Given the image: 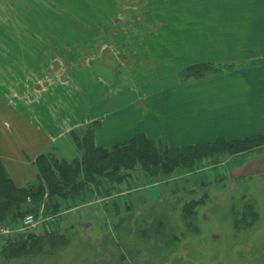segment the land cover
<instances>
[{"label": "rangeland", "instance_id": "rangeland-1", "mask_svg": "<svg viewBox=\"0 0 264 264\" xmlns=\"http://www.w3.org/2000/svg\"><path fill=\"white\" fill-rule=\"evenodd\" d=\"M25 3L27 16L41 17L40 23L30 19L25 32H39L42 48L57 50L54 63L64 69L63 75L69 60L67 71L75 87L86 86L84 66L106 81L107 88L110 84L121 91L122 100L107 121H119L120 143L111 146L110 136L103 138L109 130L104 134V129L98 130V119L77 128L96 124L101 149L123 144L133 134L148 135L147 139L177 151L212 144L216 135L240 139L264 133V115L252 109L238 119L230 113L214 114L236 103L240 91L246 89L242 81L247 86L264 83V7L251 8L253 0H247L251 9H244L242 0ZM248 12L258 23L246 24ZM227 17L238 23L227 24ZM247 27L252 30H242ZM235 31L247 34L231 36ZM242 40L244 48L239 46ZM178 47L196 52L179 55ZM105 48L104 64L98 61ZM203 53L209 54V60ZM182 59L191 64L185 66L178 61ZM194 64L206 65V73L192 76L189 68ZM218 80L221 87H211ZM200 82L204 84L199 91L206 94L214 113L203 110L188 88ZM210 90L212 96L207 95ZM92 93L91 106L99 98L101 102L100 94L91 89ZM250 104L242 108L264 111ZM102 111L104 116L110 114L107 106ZM209 149L194 150L190 165L168 175L150 180L136 169L120 184L103 183V190L115 187L109 195L94 194L55 221L45 219L41 207L34 229L18 227L8 235L25 231L43 235L47 230L63 235L65 241L6 264H264V145L230 155L215 154L218 146ZM63 156L70 163L74 153L67 151ZM191 201L200 204L186 217ZM0 264L4 263L0 260Z\"/></svg>", "mask_w": 264, "mask_h": 264}, {"label": "crops", "instance_id": "crops-1", "mask_svg": "<svg viewBox=\"0 0 264 264\" xmlns=\"http://www.w3.org/2000/svg\"><path fill=\"white\" fill-rule=\"evenodd\" d=\"M3 4L4 1L0 0V163L13 185L16 188H23L35 182L37 173L34 162L40 155L53 152L57 158L64 160L61 157L70 151V154L71 152L74 153V158L71 161L78 159L79 154L72 147L68 136L69 132L90 123L94 119L100 121L98 130L104 129L103 134L107 129L109 130L108 135L103 138L110 136L111 146L120 143L117 140L122 137L121 128L118 125L119 121L115 124L111 121L107 123V121L115 114V110L122 100V95L120 90L111 87L110 84L107 88L106 81L100 77L97 78L95 74H91L86 65L87 70L84 66L82 67L87 79L86 86L83 88L75 87L72 74H68L67 71L69 60L64 63L67 66L65 67L67 75H63L61 70L64 69L59 68L54 63L56 59L53 57L56 56L57 50L47 46L43 49L39 32H32L29 35L25 32L27 22L30 23L34 20V22L40 23L41 17L36 18L33 15L27 16L25 14L27 9L25 0H9ZM242 5L244 9L255 6L263 8L264 0H253L250 7H248L247 0H242ZM226 20L227 24L238 23L236 19H228L227 17ZM261 21L264 23V17L261 18ZM254 23H258V19L252 17V13L248 12L246 24ZM242 30L248 31L252 28L247 27L242 28ZM246 34L242 31H235L234 35L229 33L225 35ZM225 39L227 38L225 37ZM243 43L242 40L239 46L244 48ZM177 50L179 55L183 56H186L185 53L192 55L191 52H196L195 48L186 47H178ZM103 55L106 56V48L101 52L98 62L104 63L101 61ZM207 55L209 54L203 53L202 55L205 60H209ZM72 61L70 60L71 63ZM178 61H181L185 66L191 64V62L188 64L184 59ZM112 63L113 66H116L117 60L114 58ZM242 82H244L242 84L246 89L240 91L241 97L236 100V103L230 105L227 110L222 108L215 113L213 112V105L210 104V101L207 102L206 94L199 91L204 84L203 82L195 83L188 88L193 89L194 97L202 104L203 110L209 108L208 112L214 114L230 113L229 115L236 117V119L245 117L251 112V109L256 114L264 115V111L259 113L251 106L242 108L248 103L264 108V91H259L264 89V83L253 82L247 86L245 81ZM212 84L211 87L218 86L220 88L221 80L212 82ZM178 85L177 83V88H179ZM100 86L102 87L101 91L98 90ZM248 88L253 89V91L249 93ZM91 89L95 90L101 97V102L99 98L98 101L92 103V106L90 103V98H93ZM213 94V90H210V94L207 93L209 96ZM85 98L86 105L83 107ZM106 106L107 113H110L108 116H104L103 113L105 112L102 111L105 110ZM239 108L242 111H239ZM111 109L113 111H110ZM93 110H97L98 113L96 114ZM135 135L131 136L134 137ZM261 135L264 133L240 139H229L216 135L212 141L222 139L231 142ZM146 137L150 138L148 135ZM212 141L209 142L212 143ZM95 145L102 148L96 133ZM169 149L174 148L169 147Z\"/></svg>", "mask_w": 264, "mask_h": 264}, {"label": "trees", "instance_id": "trees-1", "mask_svg": "<svg viewBox=\"0 0 264 264\" xmlns=\"http://www.w3.org/2000/svg\"><path fill=\"white\" fill-rule=\"evenodd\" d=\"M206 68V65L194 64L189 68V73L198 78L206 73ZM96 126L87 125L69 133L80 159L68 163L53 157L49 152L40 155L34 162L37 178L26 187L16 188L0 163V229L15 231L21 227L25 216L37 218L41 207L42 216L55 221L63 211L79 203H86L94 194L109 195L115 187L103 190V183L111 186L120 184L127 179L128 172L136 169L150 180L159 174L168 175L190 165L194 161L196 149L212 150L218 146V150H213L215 154L225 152L230 155L232 152L251 151L264 145V135H261L234 142L217 139L209 145L170 151L163 143L138 135L111 149H101L94 143ZM198 204L199 201H191L186 208V217L190 216ZM64 241L63 235L47 230L43 235H36L34 231L0 234V260L4 264L13 263L39 252L46 245L55 248Z\"/></svg>", "mask_w": 264, "mask_h": 264}, {"label": "built area", "instance_id": "built-area-1", "mask_svg": "<svg viewBox=\"0 0 264 264\" xmlns=\"http://www.w3.org/2000/svg\"><path fill=\"white\" fill-rule=\"evenodd\" d=\"M22 228L30 230L35 227V219L33 216L29 215L23 218L22 220ZM1 234H8L9 230L8 229H0Z\"/></svg>", "mask_w": 264, "mask_h": 264}]
</instances>
